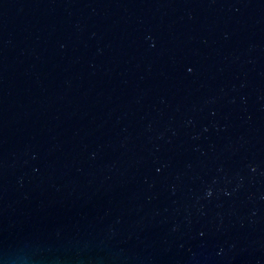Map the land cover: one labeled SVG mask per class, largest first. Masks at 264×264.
<instances>
[{
  "label": "water",
  "instance_id": "1",
  "mask_svg": "<svg viewBox=\"0 0 264 264\" xmlns=\"http://www.w3.org/2000/svg\"><path fill=\"white\" fill-rule=\"evenodd\" d=\"M0 264H264V0H0Z\"/></svg>",
  "mask_w": 264,
  "mask_h": 264
}]
</instances>
